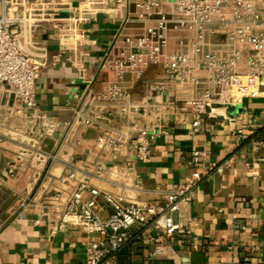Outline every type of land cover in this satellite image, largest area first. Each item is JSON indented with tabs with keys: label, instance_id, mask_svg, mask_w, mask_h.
<instances>
[{
	"label": "built area",
	"instance_id": "obj_1",
	"mask_svg": "<svg viewBox=\"0 0 264 264\" xmlns=\"http://www.w3.org/2000/svg\"><path fill=\"white\" fill-rule=\"evenodd\" d=\"M100 13L113 14L119 29L90 75L79 45L87 42L85 25ZM44 24L72 43H62L61 50L72 51L69 60L83 85L68 122L41 111L33 91L47 66V48L36 38ZM152 67L192 88L185 104L196 128L202 115L215 117L219 109L263 95L264 0H0V88L13 97V112L23 120L17 157L0 182L21 170L22 161H32L34 186L40 183L37 189L45 192L39 213L53 222L52 232L79 227L89 235L85 264H119L121 250L148 227L154 233L142 239L148 247L143 264H170L167 248H198L192 223L174 215L206 175L226 168L214 163L204 168L206 152L196 149L187 182L143 190L158 199L133 198L92 183L109 174L120 178L123 188L135 185L134 163L149 161L151 140L167 133L163 111L169 104L133 91ZM107 72L113 78L96 87ZM91 128L98 134L86 140L81 129ZM237 136L248 138L242 130ZM251 144L256 151L244 166L247 175L256 176L264 164V139L252 138ZM57 162L63 170L55 176L51 167ZM48 178L56 183L53 189L43 184ZM34 199L26 195L24 205Z\"/></svg>",
	"mask_w": 264,
	"mask_h": 264
},
{
	"label": "crops",
	"instance_id": "obj_2",
	"mask_svg": "<svg viewBox=\"0 0 264 264\" xmlns=\"http://www.w3.org/2000/svg\"><path fill=\"white\" fill-rule=\"evenodd\" d=\"M72 1L79 4L84 0ZM85 29L87 42L79 45V51L84 54V63L92 75L117 33L119 21L113 14L100 13ZM36 38L48 52L47 66L33 90L39 109L51 118L71 121L83 88L69 60L72 51L61 50L62 43L69 47L72 43L63 42L59 31L50 24H44L36 32ZM110 78H113L110 72L99 76L96 87ZM191 89L176 78H168L160 67L148 69L133 91L139 97L147 95L151 101L170 105L163 111L167 133L151 140L149 161L134 163L135 185L123 188L121 179L109 174L104 179L93 177L91 181L102 189L133 198L158 199L157 195H148L143 190L166 189L187 182L195 169L192 152L201 149L206 152L204 168H209L211 163L225 164L226 168L223 173L206 175L195 187L191 199L183 202L174 215L176 221L192 223L199 247L167 248L164 258L170 264H264V164L256 176L247 175L244 166L256 151L252 138L264 139V94L247 98L239 106L219 109L215 117L202 115L201 125L196 128L191 107L185 104ZM12 104L13 97L0 88V177L15 160L20 147L17 131L23 120L14 114ZM140 123L143 125V121ZM239 130L247 133L248 138H239ZM81 133L91 140L97 136L98 129H81ZM48 144L52 145V141ZM118 162L122 164L123 158ZM62 170L60 162L51 167L55 176ZM16 175L18 178L13 176L7 181L8 187L2 178L0 204L5 202L2 193L6 190H20V170ZM43 184L53 189L56 183L48 178ZM44 193L43 188H38L35 199L0 227V264H85L89 235L79 227L52 232L53 222L39 213ZM99 202L108 212L109 207L101 198ZM153 233L151 227L142 228L141 234L123 249L121 258L125 264H143L148 247L142 239Z\"/></svg>",
	"mask_w": 264,
	"mask_h": 264
},
{
	"label": "rangeland",
	"instance_id": "obj_3",
	"mask_svg": "<svg viewBox=\"0 0 264 264\" xmlns=\"http://www.w3.org/2000/svg\"><path fill=\"white\" fill-rule=\"evenodd\" d=\"M21 139H23L22 136ZM35 170L36 169L32 161H22L20 170V190L15 192L6 190L4 193H2L5 202L4 204H0V227L3 226L4 223H6L15 214L23 211L26 208V206L24 205V199L26 195H30V197H32L37 187H39L40 183L35 186L33 183ZM16 174L14 175V177L18 178ZM14 177L4 176V185L8 187L7 181ZM13 199L14 202L12 203Z\"/></svg>",
	"mask_w": 264,
	"mask_h": 264
},
{
	"label": "trees",
	"instance_id": "obj_4",
	"mask_svg": "<svg viewBox=\"0 0 264 264\" xmlns=\"http://www.w3.org/2000/svg\"><path fill=\"white\" fill-rule=\"evenodd\" d=\"M125 248H126V246L123 249H125ZM123 249L121 250V252L123 251ZM121 252L119 254V264H125L123 259L121 258Z\"/></svg>",
	"mask_w": 264,
	"mask_h": 264
}]
</instances>
